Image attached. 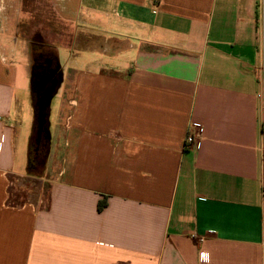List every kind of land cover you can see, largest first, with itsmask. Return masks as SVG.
<instances>
[{
    "label": "crops",
    "instance_id": "obj_1",
    "mask_svg": "<svg viewBox=\"0 0 264 264\" xmlns=\"http://www.w3.org/2000/svg\"><path fill=\"white\" fill-rule=\"evenodd\" d=\"M48 5L81 48H56L64 116L52 113L48 193L34 202L13 191L41 179L28 151L17 165L23 106L0 30V264H202V250L264 264V0ZM193 127L200 145L186 150Z\"/></svg>",
    "mask_w": 264,
    "mask_h": 264
},
{
    "label": "rangeland",
    "instance_id": "obj_2",
    "mask_svg": "<svg viewBox=\"0 0 264 264\" xmlns=\"http://www.w3.org/2000/svg\"><path fill=\"white\" fill-rule=\"evenodd\" d=\"M4 3L5 7L0 11V30L9 32L11 36V40L7 42V48H12L15 54L18 69L16 93L23 106L22 124L16 142L17 165L23 164L24 166L26 164L28 151L26 174L42 180L37 181L25 177L16 184L17 190L13 191L20 190V193L17 192V195L21 194L20 201L34 202L45 199L48 193V184L44 180L51 178L47 173V162L50 133L54 130L51 122L52 113L59 111L57 125L61 124L64 114L61 107H58V110L53 107L55 98L52 97L57 93L62 81L59 75L55 80L54 90L46 94L47 107L44 111L42 132L37 140V102L41 95L36 91V80L32 73V67L37 52L34 44L40 43V40L33 38L36 34L39 35L38 39H41L47 48L46 53H49V58L56 62L55 65L60 71V68L66 69V59L64 53L56 48L72 46L76 50L75 52L79 53L81 45L78 43L72 45L71 42L73 37L79 39L81 34L56 20L49 10L48 0H5ZM13 32L16 34L15 37ZM43 61L45 60L43 59ZM67 73L68 83H71L73 72L68 69ZM60 95L63 99L65 98V92ZM22 172L24 171L22 170Z\"/></svg>",
    "mask_w": 264,
    "mask_h": 264
},
{
    "label": "flooded vegetation",
    "instance_id": "obj_3",
    "mask_svg": "<svg viewBox=\"0 0 264 264\" xmlns=\"http://www.w3.org/2000/svg\"><path fill=\"white\" fill-rule=\"evenodd\" d=\"M39 35L36 34L33 39L40 40V43H36L35 49H36V57L33 59V67H32V73L34 75V78L36 80V91L41 95L43 92L47 90V81L50 79L56 80V78L60 75L59 68L55 65L56 62L49 58V53H46V46L41 41V39H38ZM45 60L42 62V60ZM41 82V83H38Z\"/></svg>",
    "mask_w": 264,
    "mask_h": 264
},
{
    "label": "water",
    "instance_id": "obj_4",
    "mask_svg": "<svg viewBox=\"0 0 264 264\" xmlns=\"http://www.w3.org/2000/svg\"><path fill=\"white\" fill-rule=\"evenodd\" d=\"M47 90L43 92L42 97L37 102V140L40 138L42 132V125L44 119V111L47 107L46 94L51 93L55 88V80L50 79L46 83Z\"/></svg>",
    "mask_w": 264,
    "mask_h": 264
},
{
    "label": "built area",
    "instance_id": "obj_5",
    "mask_svg": "<svg viewBox=\"0 0 264 264\" xmlns=\"http://www.w3.org/2000/svg\"><path fill=\"white\" fill-rule=\"evenodd\" d=\"M199 129L193 127V130L188 131L185 135L182 147L184 149H197L200 145L201 135Z\"/></svg>",
    "mask_w": 264,
    "mask_h": 264
},
{
    "label": "clouds",
    "instance_id": "obj_6",
    "mask_svg": "<svg viewBox=\"0 0 264 264\" xmlns=\"http://www.w3.org/2000/svg\"><path fill=\"white\" fill-rule=\"evenodd\" d=\"M200 260L202 264H211V253L202 250L200 252Z\"/></svg>",
    "mask_w": 264,
    "mask_h": 264
},
{
    "label": "trees",
    "instance_id": "obj_7",
    "mask_svg": "<svg viewBox=\"0 0 264 264\" xmlns=\"http://www.w3.org/2000/svg\"><path fill=\"white\" fill-rule=\"evenodd\" d=\"M101 208V205L99 206V209Z\"/></svg>",
    "mask_w": 264,
    "mask_h": 264
}]
</instances>
